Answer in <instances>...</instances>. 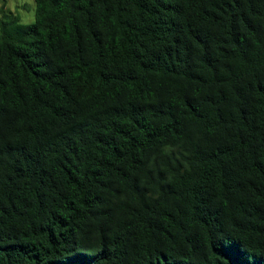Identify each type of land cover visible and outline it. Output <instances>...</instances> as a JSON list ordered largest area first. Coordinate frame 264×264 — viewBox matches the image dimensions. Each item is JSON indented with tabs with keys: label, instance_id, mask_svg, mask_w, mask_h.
<instances>
[{
	"label": "trees",
	"instance_id": "obj_1",
	"mask_svg": "<svg viewBox=\"0 0 264 264\" xmlns=\"http://www.w3.org/2000/svg\"><path fill=\"white\" fill-rule=\"evenodd\" d=\"M33 1L0 3V264H264V0Z\"/></svg>",
	"mask_w": 264,
	"mask_h": 264
},
{
	"label": "rangeland",
	"instance_id": "obj_2",
	"mask_svg": "<svg viewBox=\"0 0 264 264\" xmlns=\"http://www.w3.org/2000/svg\"><path fill=\"white\" fill-rule=\"evenodd\" d=\"M3 2V8L6 11L18 14L19 21L22 23L31 21L34 15V1L33 0H0Z\"/></svg>",
	"mask_w": 264,
	"mask_h": 264
}]
</instances>
